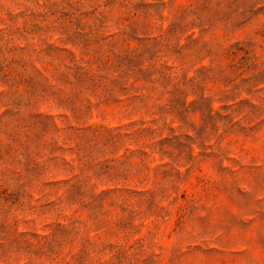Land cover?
Segmentation results:
<instances>
[{
    "label": "rangeland",
    "instance_id": "rangeland-1",
    "mask_svg": "<svg viewBox=\"0 0 264 264\" xmlns=\"http://www.w3.org/2000/svg\"><path fill=\"white\" fill-rule=\"evenodd\" d=\"M0 264H264V0H0Z\"/></svg>",
    "mask_w": 264,
    "mask_h": 264
}]
</instances>
